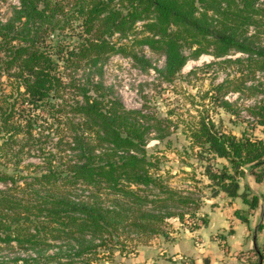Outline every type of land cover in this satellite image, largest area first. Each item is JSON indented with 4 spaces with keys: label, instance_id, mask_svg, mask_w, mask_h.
<instances>
[{
    "label": "trees",
    "instance_id": "16d2710c",
    "mask_svg": "<svg viewBox=\"0 0 264 264\" xmlns=\"http://www.w3.org/2000/svg\"><path fill=\"white\" fill-rule=\"evenodd\" d=\"M262 40L264 0H18L0 17V182L6 185L0 188V248L16 244L38 252L72 240L78 256L98 248L123 253V233L166 236L164 225L173 217L206 223L197 212L202 201L171 186L162 172L166 154L148 147L170 135L173 120L126 108L94 73L116 54L151 68L138 53L148 47L165 54L160 73L173 83L191 58L241 52L246 56L211 63L236 67L239 76L215 85L210 97L216 107L236 112L224 98L229 92L264 94L257 78L264 73ZM82 69L88 73L80 76ZM248 110L254 117L248 121L264 126V98ZM186 133L190 145L179 153L181 161L207 164L212 196L224 192L242 197L250 209L262 207L263 194L247 178L264 180V138L238 136L205 114ZM240 179L246 180L243 192ZM73 256L51 255L48 262L86 263ZM40 257L20 256L11 264Z\"/></svg>",
    "mask_w": 264,
    "mask_h": 264
},
{
    "label": "rangeland",
    "instance_id": "374dc122",
    "mask_svg": "<svg viewBox=\"0 0 264 264\" xmlns=\"http://www.w3.org/2000/svg\"><path fill=\"white\" fill-rule=\"evenodd\" d=\"M14 4H18V0H0L1 19H5L10 15ZM253 32L250 31V33ZM262 43L264 44V40H262ZM138 53L151 61L153 66L144 69L133 58L116 54L104 62L100 74L94 73V79L102 81L104 87L110 90V93L117 97L126 108L143 109L144 112L151 113L155 117L158 115L157 117L162 119L171 118L173 120L169 129L170 135L164 141L150 140L148 147H158L166 154V160L162 162V172L165 173L166 171L168 173L167 176L171 186L182 191L192 190L194 192L193 197L202 201L201 207L197 210L200 213L203 203L213 195L214 190L210 186V180L204 174L205 166L207 165L205 162L196 164L194 157L181 161L179 153L185 154L187 152L186 148L190 145V140L186 136L188 124L190 125V122L195 117L205 114L211 116L219 127L238 136L246 133L252 138H264V126L250 122L254 121V117L248 110L249 107L263 99L264 94L254 95L250 92L244 94L241 92H229L224 98L234 104L233 109L236 112L216 107L213 100L210 99L215 85L224 82L228 76H239L235 66L229 65L224 68L223 65H211V63L225 58L234 59L246 56L241 52H232V55L221 58H215L212 54H202L198 58H191L183 67L180 77L173 83L164 81L160 73L165 68V54L153 52L148 47L139 49ZM98 66L100 67V65ZM93 70H95V67ZM78 73L83 76L88 73V70L82 69ZM257 74L260 76H257V78L264 82V73L258 72ZM252 83L253 81H249L248 85ZM146 103L147 107H145ZM170 111H174L175 114L168 115ZM76 120L78 121L79 119ZM151 135H157V132L152 129ZM40 160L39 157L33 158L35 162ZM194 162L195 164L193 165ZM223 162H225L224 159L217 160L219 164ZM248 180H254V177L248 176ZM82 187L86 189V193H90L91 190H88L86 185ZM243 188L244 190H242ZM245 190L246 180L240 179V191L243 192ZM77 191L80 192V189ZM105 204L111 205L112 202L107 201ZM186 218V221H190L188 217ZM172 219L175 218H171L164 225L166 231L169 230V223H171ZM186 221L185 223H188ZM120 236H122L121 241L127 246L123 253H120L118 248H115L114 255L109 253L106 248H98L97 252H87L78 256V252H75L78 247L76 241L61 240L53 242V245L45 249L37 248L43 258L40 257L39 260L32 264H45V261L48 262V258L51 255H61L66 261V257L69 254L74 255V253H76V256H73L75 261H86L85 264H120L132 253L136 254L139 252L138 250H140L141 246L150 240V238L140 233H123ZM38 252L31 249L25 250L16 244L8 247L3 245L0 248V264H11V260H14V258L33 256L38 254ZM51 261L48 263L51 264Z\"/></svg>",
    "mask_w": 264,
    "mask_h": 264
},
{
    "label": "crops",
    "instance_id": "0c3cea01",
    "mask_svg": "<svg viewBox=\"0 0 264 264\" xmlns=\"http://www.w3.org/2000/svg\"><path fill=\"white\" fill-rule=\"evenodd\" d=\"M247 182L264 199V180ZM199 212L207 218L206 223L200 220L198 228L191 230L188 223L172 219L166 236L151 237L139 252L120 264H259L254 232L261 223V206L250 209L242 197L232 198L220 192L207 198ZM261 224L257 244L264 253V218Z\"/></svg>",
    "mask_w": 264,
    "mask_h": 264
},
{
    "label": "water",
    "instance_id": "95a60500",
    "mask_svg": "<svg viewBox=\"0 0 264 264\" xmlns=\"http://www.w3.org/2000/svg\"><path fill=\"white\" fill-rule=\"evenodd\" d=\"M263 218H264V199L262 198V213H261V219H260L261 223L263 221ZM260 224L258 225V228H259ZM258 228H256V230L254 232V240H255V249L260 253V248H259V246L257 244V235H258V231H259ZM262 260H263V258L260 255L259 264H262Z\"/></svg>",
    "mask_w": 264,
    "mask_h": 264
},
{
    "label": "built area",
    "instance_id": "2783aa9c",
    "mask_svg": "<svg viewBox=\"0 0 264 264\" xmlns=\"http://www.w3.org/2000/svg\"><path fill=\"white\" fill-rule=\"evenodd\" d=\"M0 188H6V185L0 182ZM199 221H200L199 219H190V221H188V224L192 226L195 224H199L200 223ZM33 256H37V254Z\"/></svg>",
    "mask_w": 264,
    "mask_h": 264
}]
</instances>
